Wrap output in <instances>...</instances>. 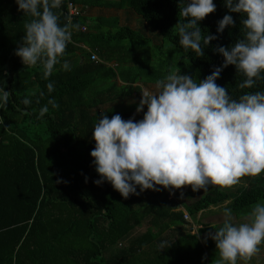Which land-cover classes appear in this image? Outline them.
I'll return each instance as SVG.
<instances>
[{
    "label": "trees",
    "instance_id": "16d2710c",
    "mask_svg": "<svg viewBox=\"0 0 264 264\" xmlns=\"http://www.w3.org/2000/svg\"><path fill=\"white\" fill-rule=\"evenodd\" d=\"M74 1L86 13L94 6L131 9L157 35L170 40L205 77L223 66L225 58L215 49L241 39L247 19L244 13H230L224 0H214L216 11L199 23L203 35L218 39L204 49L203 57H197L179 45L178 23L185 22L179 16V0ZM66 4L63 0L54 10L61 25L68 22ZM86 13L74 19L72 24L77 27L71 29V42L61 63L45 80L42 65L25 66L15 55L23 44L24 24L32 17L24 16L15 0H0V87L11 94L7 108L0 109V264H214L218 252L215 241L208 237L211 230L216 231L214 227H202L196 234L180 231L170 238V229L187 220L180 209L182 202L171 198L169 189L157 186L159 191L150 189L125 199L109 182L94 183L100 178L90 155L95 146V123L103 115L142 119L136 111L140 99L131 100L141 86L133 83L156 82L176 67L165 68L168 62L154 61L143 49L134 56L129 54L138 66L124 68L128 55L115 51L136 46L143 38L140 29L120 25L113 18L115 22L104 30L100 24L93 26ZM226 14L233 16L235 24L221 34L218 21ZM83 25L87 31L81 30ZM144 39L152 40L146 35ZM80 42L99 52L103 61H92ZM148 57L150 61L143 62ZM113 60L119 64L110 65ZM64 62L69 70L62 67ZM107 79L113 81L106 83ZM118 79L126 83L119 84ZM244 79L229 65L216 83L233 98L264 90V81L240 89ZM25 97L31 100L28 106L23 104ZM50 100L59 107L53 108ZM109 102L112 105L107 106ZM45 106L48 112L41 118ZM244 177L248 183L235 190L212 185L197 199L183 201L186 211L196 217L200 211L228 201L225 210L230 209L237 218L248 216L252 206L264 200V173ZM144 222H148L147 230L134 234ZM163 241L168 247L158 251Z\"/></svg>",
    "mask_w": 264,
    "mask_h": 264
},
{
    "label": "clouds",
    "instance_id": "9594fccd",
    "mask_svg": "<svg viewBox=\"0 0 264 264\" xmlns=\"http://www.w3.org/2000/svg\"><path fill=\"white\" fill-rule=\"evenodd\" d=\"M18 10L32 19L24 24L23 44L15 55L25 66L43 67L48 80L71 42L69 20L61 25L54 11L63 0H15ZM230 13H244L243 37L230 47L215 49L225 58L222 67L196 82L181 72L169 71L155 82V90L141 88L136 111L143 118L123 119L120 114L103 115L95 123L90 155L99 179L109 182L125 199L146 190L159 191L191 186L193 191L209 186L231 187L244 176L264 173V90L233 98L216 81L223 68L234 65L245 78L238 87L251 89L264 81V0H224ZM214 0H179V45L197 57L216 35H203L200 21L216 11ZM231 14L218 21L217 32L234 26ZM62 67L69 70L64 62ZM49 92L53 84L47 85ZM11 94L0 87V109H6ZM53 108L59 105L50 100ZM28 106L31 100L23 99ZM145 106L147 111H145ZM48 112L42 107L40 117ZM87 182V177L85 178ZM139 188V192L137 189ZM208 237L215 241L218 259L214 264L249 261L264 243V200L256 202L248 221L237 223L230 209L223 214L220 227ZM161 242L158 251L166 249Z\"/></svg>",
    "mask_w": 264,
    "mask_h": 264
},
{
    "label": "rangeland",
    "instance_id": "374dc122",
    "mask_svg": "<svg viewBox=\"0 0 264 264\" xmlns=\"http://www.w3.org/2000/svg\"><path fill=\"white\" fill-rule=\"evenodd\" d=\"M122 18H123V24H128L135 29H140V31L142 33L143 38L136 41V43H135L136 46H133V48H132L134 50V54H137L141 50L145 49L144 52L141 51L142 53H145V56L150 57L152 55V56H154V59H155L154 61L158 60V61H161L163 63L168 62L164 66L165 68L166 67H172V66L176 67V69L174 70L175 72H178L180 70L181 74L190 75L191 77L194 78V80H196V82H199V80H203L206 78L201 71L194 68L190 64L189 60L186 57L182 56L183 53L178 48H176L175 45L170 40L164 39L162 36L157 35L155 30L152 29L151 26H148L147 23L142 19L141 16L136 14L131 9L125 8V11H123ZM90 21H91V24L93 26L96 24L94 17H91ZM95 30H96V28L94 27V31ZM145 35L147 37H150L152 40L144 39ZM149 57L148 58H142L143 62H145V61L149 62L150 61ZM140 62H142V61L140 60ZM173 62H174V65H173ZM124 64H126V63H124ZM123 67L127 68L128 66H123ZM111 81H113V80L107 79L106 83H110ZM146 88H148L149 90H152V91L155 90V89L150 88V87H146ZM137 98H138V96L134 95V99L137 100ZM247 183H248V179L245 177H242L238 184L233 185L231 187H223V188H225L226 190H228V189L235 190V189L239 188L240 186L245 185ZM182 189H185L184 192L185 191L187 192V190H189L188 192H190V193H193V194L196 193L195 195H190L189 197L187 196L186 198L182 197V200L187 201V202L193 201V200L197 199L199 195H201L202 193H205V191L203 189H201L199 191L191 192V190H192L191 186H184L180 189H169V190L171 193L173 192L175 194L176 193L179 194L180 190H182ZM227 204H228V201L224 202L223 204L217 205L216 209L220 210L222 208L221 212L224 213V209H225V206ZM216 209H214V211H217ZM204 218L205 217L203 216L202 219L204 220ZM202 219H201V221H202ZM234 220L237 223L247 222L248 217L242 218L239 220L234 218ZM209 223H211L212 225H220L221 223H223V216L222 217H216V218L214 217V218H212V220H210ZM145 224L148 225V222H145ZM205 224L207 225L208 223L206 222ZM145 227H146L145 225L138 226L134 230L133 233L134 234H140L143 232ZM262 247L264 249V243H262L259 246V248H262Z\"/></svg>",
    "mask_w": 264,
    "mask_h": 264
},
{
    "label": "crops",
    "instance_id": "0c3cea01",
    "mask_svg": "<svg viewBox=\"0 0 264 264\" xmlns=\"http://www.w3.org/2000/svg\"><path fill=\"white\" fill-rule=\"evenodd\" d=\"M104 1H106V0H104ZM123 11H125L124 8L120 9V8H113V7H106V6H94V7H88L86 16L89 18V21H90L91 17H94L95 21H96V24L97 25L98 24L102 25V28L104 30H107L108 26L112 25L115 22L113 20V18H117L118 19V23L120 25H123V18H122ZM78 45H80L82 47L84 45L87 46L83 42L78 43ZM97 53H99V52H97ZM115 54L128 55V59L125 62L126 64H123L122 66H128V67H131V68H135V66H138V64L133 59H131L132 56H129V54H133V56H134V50L132 48H130V49L129 48H119V49H117L115 51ZM113 63H118V61L113 60V61L109 62L110 65L113 64ZM118 82H119V84H125L126 83V82L122 81L121 79H118ZM133 84L135 86L136 85H140L141 88L150 87V88L155 89V82H153V81H151V82H145L144 81L143 82L142 80H139L137 82H134ZM136 94H137V91L133 93V95H136ZM136 96H138L137 100H139L142 97V93H140V91H139L138 95H136ZM131 100H134V96L131 98ZM109 105H112V103L109 102L107 104V106H109ZM185 189L180 190L179 194L178 193L175 194L173 192L172 193L170 192V197L171 198H178L182 202V204L180 206V209L184 210L185 213H188L186 211L184 205H183V201L184 200H182V197L186 198L187 196L189 197L190 195H195L196 193H194V194L190 193V192H188L189 190H187V192L186 191L184 192ZM191 192H193V190H191ZM185 193H189V195L184 196L183 194H185ZM216 207L217 206H211V207H209L207 209H204V210L200 211L196 217H192L190 215L191 219L187 220L184 224L180 225L181 227H179V228H171L170 229V234H169L170 238H176L178 236V234L180 233V231L190 232L191 234H196V233H198L199 229L202 228V227L215 226V225H212L211 223H209L210 220H212V218H214V217L215 218L216 217H222L223 214H224V213L221 212L222 208L219 210V209H216ZM214 209H216L217 211H214ZM224 212H225V209H224ZM203 216L205 217L204 220L202 219ZM246 217H248V216H243L241 218H237V217H235L233 215V218H235L237 220L242 219V218H246ZM201 219H202V221H201ZM206 222L208 223L207 225L205 224ZM142 225L146 226L145 229L143 230V232H144V231L147 230L148 225H146L145 222ZM210 233H215V230H211ZM206 235H207V233H205L203 236L206 237ZM238 264H264V249H263V247L260 248L259 253L256 254L255 256H253V258L251 260H249V261L238 260Z\"/></svg>",
    "mask_w": 264,
    "mask_h": 264
},
{
    "label": "built area",
    "instance_id": "2783aa9c",
    "mask_svg": "<svg viewBox=\"0 0 264 264\" xmlns=\"http://www.w3.org/2000/svg\"><path fill=\"white\" fill-rule=\"evenodd\" d=\"M86 13V9L79 3L75 2L74 0H67L66 4V14L68 16V21L71 20L73 23L76 17L82 16ZM87 26L83 25L81 27L82 31H87ZM87 51L91 53L90 59L95 62H102L103 60L99 56L96 51H92L88 46H83ZM113 66H117V63H113ZM141 117L143 118V113H140ZM185 219L190 220L191 216L188 213H185Z\"/></svg>",
    "mask_w": 264,
    "mask_h": 264
}]
</instances>
